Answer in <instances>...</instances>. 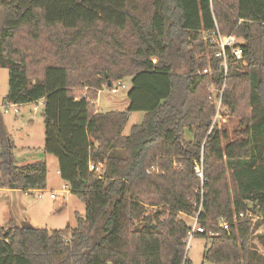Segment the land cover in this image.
Instances as JSON below:
<instances>
[{
	"label": "trees",
	"instance_id": "16d2710c",
	"mask_svg": "<svg viewBox=\"0 0 264 264\" xmlns=\"http://www.w3.org/2000/svg\"><path fill=\"white\" fill-rule=\"evenodd\" d=\"M217 30L243 40L246 64L227 76ZM0 69L5 104L44 102L43 152L86 204L76 229L0 227V264H192L180 215H199L204 261L264 264V0H0ZM127 78L128 108L98 112L99 91ZM220 98L232 134L215 122ZM14 148L0 111L2 171L46 190V162L19 165Z\"/></svg>",
	"mask_w": 264,
	"mask_h": 264
},
{
	"label": "rangeland",
	"instance_id": "374dc122",
	"mask_svg": "<svg viewBox=\"0 0 264 264\" xmlns=\"http://www.w3.org/2000/svg\"><path fill=\"white\" fill-rule=\"evenodd\" d=\"M185 69V66L182 65L179 74L185 72ZM121 83L126 85V88L120 89L117 94H112L106 88L99 93L97 104L100 112L125 111L128 108L131 81L125 79ZM8 91L9 71L8 69H0V111L3 114L6 131L15 147L13 150L14 159L19 165H22L21 163L27 156H45L42 161H45L47 165V188L42 193H25L19 189H10L8 185L10 180L1 169L5 160H2L0 152V227L8 229L10 223L17 227L28 222L36 228L50 231L64 230L68 227L76 229L78 218L86 217V204L71 192L68 183L57 174L58 159L43 152L45 146L43 106H39L37 103L22 105L20 114L15 115L12 112L5 114L2 107L5 104ZM217 92L218 90L213 87L214 97H216ZM35 107H38L37 111L34 110ZM227 113L225 108H221L216 121L219 122L220 128L228 126V130L232 134L238 123L236 120L226 117ZM143 120V113H132L126 127V133L130 134L132 127L141 124ZM100 172L102 173V170ZM52 194L56 195V199L50 197ZM180 217L191 227L194 224V218H196L186 215H180ZM258 220L261 221V226L256 232L254 243L259 248V252L264 254L263 241L260 238L264 235L263 212H255L253 221L255 223ZM210 245V239L197 235L193 237L190 248L187 249V257L192 264H210L204 261L205 251Z\"/></svg>",
	"mask_w": 264,
	"mask_h": 264
},
{
	"label": "built area",
	"instance_id": "2783aa9c",
	"mask_svg": "<svg viewBox=\"0 0 264 264\" xmlns=\"http://www.w3.org/2000/svg\"><path fill=\"white\" fill-rule=\"evenodd\" d=\"M210 41L213 44H216L219 48L218 52L216 53V58L222 61V68L223 71L225 73V76H227V72H228V67H229V61L230 60H234L237 62H243L244 64V54H243V49H242V43L241 40L238 39L236 36H223L218 30L216 32H213L210 35ZM208 71L205 70L204 74H207ZM126 85L122 84V83H117L116 86L115 84L109 88L110 92L112 94H117L119 92L120 89H125ZM222 99L220 98V100L218 101V112L217 115L215 117V121L217 120V117L219 116V111L221 109V105H222ZM44 102L43 101H39L37 103V105H41L43 106ZM3 111L5 114H9V113H14L15 115L20 114L21 113V106L20 105H16V104H11V103H6L4 104V106L2 107ZM35 111L38 110V107L34 108ZM103 165L99 164L98 166H96L95 164H91V171H97V173H100V170H102ZM197 174L198 176L202 179L203 178V171L201 167H197L196 168ZM37 193H42L43 191H35ZM40 196V195H39ZM50 197L52 199H56V195L52 194L50 195ZM241 218H244L245 215L241 214L240 215ZM199 215L196 216V218H194V224L191 227L190 232L188 233V237L186 239V244H187V249L190 248V243L193 239L194 236H196L198 233H204V228L200 226L199 224ZM223 229L225 230H229V224L226 223L225 221H221V225H220ZM213 235V234H211Z\"/></svg>",
	"mask_w": 264,
	"mask_h": 264
},
{
	"label": "crops",
	"instance_id": "0c3cea01",
	"mask_svg": "<svg viewBox=\"0 0 264 264\" xmlns=\"http://www.w3.org/2000/svg\"><path fill=\"white\" fill-rule=\"evenodd\" d=\"M127 79H129L130 81L132 80L131 78H127ZM103 91V90H102ZM101 91H99V93H100ZM83 97H85V96H81V97H79L78 99H80V98H83ZM98 97H99V95H98ZM98 100L95 102V105H96V107H97V110H98V112H100V110L98 109ZM101 113H103V112H101ZM144 114V113H143ZM130 119V118H129ZM125 135H129L128 133H126V129H125ZM47 155V154H46ZM45 158V156H35V155H32V156H27V158H25L24 159V162L23 163H21V164H29V163H33V162H36V161H41L42 159H44ZM59 164V163H58ZM57 174H59V168H58V170H57ZM60 175V174H59Z\"/></svg>",
	"mask_w": 264,
	"mask_h": 264
},
{
	"label": "water",
	"instance_id": "95a60500",
	"mask_svg": "<svg viewBox=\"0 0 264 264\" xmlns=\"http://www.w3.org/2000/svg\"><path fill=\"white\" fill-rule=\"evenodd\" d=\"M108 87H111V83L108 85ZM9 163L11 164V159L9 160ZM8 185L10 189H16V185L13 184L11 181H9Z\"/></svg>",
	"mask_w": 264,
	"mask_h": 264
}]
</instances>
